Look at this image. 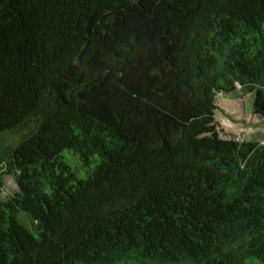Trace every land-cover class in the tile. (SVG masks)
<instances>
[{"label": "trees", "instance_id": "16d2710c", "mask_svg": "<svg viewBox=\"0 0 264 264\" xmlns=\"http://www.w3.org/2000/svg\"><path fill=\"white\" fill-rule=\"evenodd\" d=\"M225 95L264 116V0H0V264H264Z\"/></svg>", "mask_w": 264, "mask_h": 264}, {"label": "rangeland", "instance_id": "374dc122", "mask_svg": "<svg viewBox=\"0 0 264 264\" xmlns=\"http://www.w3.org/2000/svg\"><path fill=\"white\" fill-rule=\"evenodd\" d=\"M237 97L225 95L217 100L216 120L221 138L264 143V116L256 113L253 96ZM14 139V136L8 135L1 138L0 142L7 145ZM2 180L0 196L6 199L18 190V186L13 175H5Z\"/></svg>", "mask_w": 264, "mask_h": 264}]
</instances>
